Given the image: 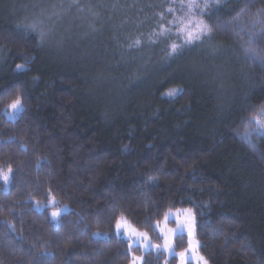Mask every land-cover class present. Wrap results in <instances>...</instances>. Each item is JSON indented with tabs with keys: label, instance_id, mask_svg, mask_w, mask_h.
<instances>
[{
	"label": "trees",
	"instance_id": "1",
	"mask_svg": "<svg viewBox=\"0 0 264 264\" xmlns=\"http://www.w3.org/2000/svg\"><path fill=\"white\" fill-rule=\"evenodd\" d=\"M187 2L0 0V168L13 170L7 190L0 179V264H176L115 231L124 219L154 247L173 210H191L207 264H264V136L244 138L264 119V61L245 51L264 56V36H249L264 0L203 16ZM181 19L213 31L186 44ZM50 199L68 207L56 225L35 207Z\"/></svg>",
	"mask_w": 264,
	"mask_h": 264
},
{
	"label": "snow or ice",
	"instance_id": "2",
	"mask_svg": "<svg viewBox=\"0 0 264 264\" xmlns=\"http://www.w3.org/2000/svg\"><path fill=\"white\" fill-rule=\"evenodd\" d=\"M219 6V0H204L203 5L198 2V0H188L187 4H181L182 9H186L188 14H194L198 12L201 16L206 14V10L211 8V7H218ZM169 12H173L174 9L169 8ZM244 9H241L239 13H237V16L234 17V21H238L239 17L244 13ZM258 16H264V10H261L257 14ZM257 23L264 24V20H253L252 25L253 27L256 26ZM31 31L35 32L37 26L35 24H30L24 26ZM177 30L181 32L184 37H185V42L186 44H192L194 41L200 40L202 36L205 34H210L213 31V27L207 23H205L203 20H200L199 22L195 23L194 25L192 24V21H187L185 22L183 19H181L177 23ZM168 31V29L163 28L161 30V34L164 32ZM257 35L264 36V28H261L258 33H249L250 36V41L254 42L255 37ZM39 36L41 41L45 39V33L39 32ZM137 44H139V41H136ZM179 51V46L175 43H172L170 45V52L169 55L175 54ZM246 53L249 54L252 58L259 57L262 61H264V56H261L260 52L257 51V49L249 47L245 49ZM18 70H24L25 65H17ZM178 90H172L168 92L169 96L176 95ZM10 109V111H9ZM24 111V103L23 99L20 95H17V97L8 105V108L5 109V115L10 120H14L18 114L22 113ZM260 115L264 116V107L261 108L260 110ZM249 125H252V127L246 128L245 129V134L244 138L247 139L250 135L255 134L259 136H264V119L253 117L248 121ZM12 168L9 167L7 171H5L3 168H0V179L3 180L4 185H5V190H7V185L10 183L11 180V174H12ZM55 199L51 201V206L55 207ZM64 209H59L57 211H53L51 213L52 219L55 221L57 218L64 212ZM188 213V216L191 217V210H186ZM172 217V213H166L165 214V220H168L169 218ZM194 219V218H193ZM123 225L120 221L116 223V235L119 237L122 235L121 229ZM184 227L185 224L183 222L177 221V228L176 229H170L169 231L173 232L174 235H179L181 238L183 237L184 233ZM95 236L99 237L101 233L97 231L94 233ZM137 236L143 235L145 239H147V233H136ZM189 235H191V232H189ZM145 247H148V245H145ZM154 247L159 248V245H154ZM168 250L174 254V249H172L171 245L166 244L165 245ZM181 259H182V264H184L185 260L191 261L193 258L202 261L203 264H207V261L205 260L204 257L202 256H188L187 253H180ZM140 259L139 257H134L133 258V264H135V261Z\"/></svg>",
	"mask_w": 264,
	"mask_h": 264
},
{
	"label": "rangeland",
	"instance_id": "3",
	"mask_svg": "<svg viewBox=\"0 0 264 264\" xmlns=\"http://www.w3.org/2000/svg\"><path fill=\"white\" fill-rule=\"evenodd\" d=\"M7 119L9 118L7 117ZM52 200L53 199H50L48 203L45 205L36 204L35 207L39 210L42 209L43 207L50 208V217L53 211H57L59 209L65 210L61 215L68 212V207L65 205L52 207L51 206ZM169 212L172 213L171 218L165 220L164 217L161 222L155 224V229L159 235V246H160L159 248L155 249L153 247V242L148 235H147V239H145L143 235L137 236L136 233H144V232L133 228L124 219L118 220L123 225L121 229L122 235L120 237H122L124 240L127 241L128 246L131 249L139 248L143 253H147L149 251H155L158 256H162L167 261L171 258H175L176 264H182L180 253H187L188 256H193V255L201 256L198 250V242L195 238L194 219L192 213H191V217H189L186 210H173V211H168L167 213ZM60 216L55 221L51 217V220L55 225L58 224ZM177 221L183 222L185 224L183 236L185 237L186 240V247L184 250H180L179 252L175 251V240L179 235H174L173 232L169 231L170 229L177 228ZM115 231H116V226H115ZM189 232H191V235H189ZM166 244L171 245L172 249H174V254H172L168 250V248L165 247ZM145 245H148V247H145ZM130 257L131 260L129 264H133L134 257L140 258L135 261V264H143L142 256L131 253ZM184 264H203V262L193 258L190 262L185 260Z\"/></svg>",
	"mask_w": 264,
	"mask_h": 264
}]
</instances>
